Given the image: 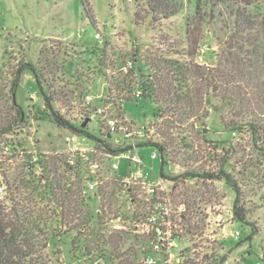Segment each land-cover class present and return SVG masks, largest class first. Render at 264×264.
I'll return each mask as SVG.
<instances>
[{
    "label": "rangeland",
    "instance_id": "rangeland-1",
    "mask_svg": "<svg viewBox=\"0 0 264 264\" xmlns=\"http://www.w3.org/2000/svg\"><path fill=\"white\" fill-rule=\"evenodd\" d=\"M177 1L183 4L179 12L161 18L148 6V0H87L94 17L92 24L83 0H0V129L11 125L7 132H0V199L9 192L4 170L21 173L27 179V172L41 177L46 155L64 154L72 173L65 175L71 180L79 177L81 194L100 210L101 225L92 228L106 238L111 233H119L122 238L117 248L93 245L88 254L83 243L71 253L66 236L56 246L60 253L52 256L54 264H143L148 257L155 258L156 264H182L184 259L205 264L207 260L201 261L205 254L226 255L224 264H264V150L250 130L225 129L219 113L213 111L203 126L194 125L198 137L187 125L191 121L183 125L189 131L187 141L192 142L200 160L184 159L192 151L180 146L172 148L178 152H173L171 161L163 166L162 183L176 220L177 237L169 249L170 263L165 261V250L152 249V236L143 222L151 212L150 196L138 180H124L129 175L131 151L117 156L104 148L108 144L119 149L126 143L123 131H112L109 120L124 121L132 129L147 127L139 154L153 180L160 172L161 157L157 147L149 143H162V127L153 116L154 103L133 96L140 88L131 80H139V68L147 72L146 60L150 63L149 58L154 56L166 61L216 62L219 41L211 31L217 32L220 25L195 26L194 21L196 3L205 0ZM135 11L139 13L138 23ZM186 19L191 30L199 29L195 45L187 41ZM196 30L192 36L197 35ZM25 63L41 71L40 87L51 99L53 109L92 137L53 122L29 69L19 75L14 91L15 103L23 109L25 120L14 121L17 106L12 102V83L17 69ZM130 67L134 77L125 76ZM128 96L131 98L126 101ZM229 143L233 153L225 170L237 185L243 221L233 217L236 194L225 179L211 182L195 177L181 182L180 178H171L192 169L216 171L221 148L227 149ZM153 151L158 154L155 159L151 158ZM113 162L117 169L112 168ZM62 171L59 168L58 172ZM116 178L119 182L115 183ZM87 179L96 184L84 191ZM176 183L175 194L189 189L187 209L179 202L180 197L169 195ZM184 213V218L191 217V223L197 226L193 228L196 234H185L186 224L181 223Z\"/></svg>",
    "mask_w": 264,
    "mask_h": 264
},
{
    "label": "trees",
    "instance_id": "trees-1",
    "mask_svg": "<svg viewBox=\"0 0 264 264\" xmlns=\"http://www.w3.org/2000/svg\"><path fill=\"white\" fill-rule=\"evenodd\" d=\"M147 3L161 18L178 13L183 6L181 1L177 0H148ZM83 4L87 17L94 24L87 0H83ZM138 15L135 11V23L139 22ZM194 21L195 26L220 25L217 28L218 33L214 29L211 31L219 41L215 63L202 64L194 60L166 61L160 56H154L149 58L150 63L146 60L149 67L147 72L139 68V80H131L140 88V97L148 98L154 103L153 116L160 120L157 126L162 127L159 134L163 141L149 143L157 147L160 153V177H165L163 166L171 161L172 153L178 152L172 149L174 147L191 149L192 152L184 159L194 162L200 160L192 142L187 141L188 130L184 129L183 125L191 121L187 125L191 130H195L194 136L198 137L199 131L194 125L203 126V121L212 111L219 113L225 129L232 132L250 130L252 138L262 143L264 150V0L198 1L194 9ZM195 30L196 28L191 30L189 20L186 19L189 45L198 42L199 29L196 30L197 35L192 36V31ZM25 69L31 70L37 85H41V71L30 63H25L17 69L16 78L12 83V102L17 106L15 122L25 120L23 109L14 100L18 77ZM129 70L125 76L134 77V69L130 67ZM40 90L54 123L67 127L74 133L92 137L90 133L72 125L55 111L49 96L41 87ZM130 98L131 96H128L126 101ZM10 127L11 125L2 127L0 132H7ZM205 131L204 129L202 133ZM203 134L201 139L206 142ZM104 148L108 153H118L125 149H114L108 144H105ZM221 151L220 165L216 171L192 169L171 178L175 181L181 179V182L195 177L211 182L225 179L236 194L233 217L243 221L244 209L238 204L237 185L231 181L230 174L225 170L233 153V145L229 143L227 149L223 147ZM46 156V165L42 167L41 177L36 178L31 172H27L24 174L29 177L27 179L22 177L21 173L10 174L7 170L3 172L9 192L0 199V264H52V256L60 253L56 246L63 242L66 236H69L71 253L78 251L83 243L88 254L92 252L93 245L98 247L108 244L117 248L122 239L119 233H111L106 238L92 228L101 225L100 210L94 208L89 199L81 194L79 177L75 175L76 179L71 180L65 175H72L66 161L67 156ZM61 167L63 174L58 172ZM114 182H119L118 178ZM177 187L176 183L169 195L180 197L179 202L183 203L186 209L189 208L186 201L189 189L175 194ZM184 215L185 213L181 215L184 221L181 223L186 224L185 234H196L193 228L197 226L191 223V217L186 220ZM254 233L252 229L251 235ZM185 250L189 251V248ZM206 260L205 264H224L226 255L205 254L201 261ZM182 264H198V261L184 259Z\"/></svg>",
    "mask_w": 264,
    "mask_h": 264
},
{
    "label": "built area",
    "instance_id": "built-area-1",
    "mask_svg": "<svg viewBox=\"0 0 264 264\" xmlns=\"http://www.w3.org/2000/svg\"><path fill=\"white\" fill-rule=\"evenodd\" d=\"M99 36L100 35L98 33L95 34L96 38H99ZM140 94V89H136L133 96L140 97ZM109 124L112 131H115L116 129L122 130L126 138L125 145L119 148L125 149L116 153L117 156L123 155L126 151H131V155L129 157V175L125 176L124 180H138L141 186L145 189L147 196H150L147 200L151 203V212L147 214L143 222H145L144 224L146 225L147 233H151L153 242L152 249L156 252L165 250V261L170 263L172 253L169 252V249L174 244L175 238L177 237L175 230L176 220L173 218L172 211L166 198L162 177H160V175H155L154 179L150 180L149 173L145 171L142 157L139 154V147L144 144L143 141L141 142V138L143 136L145 137L148 132V128L134 127L132 129L130 126L126 125V122L122 121V123H118L117 120H109ZM66 140L69 142L70 138L67 137ZM157 156L158 154L153 151L151 158L155 159ZM112 168L117 169V163L113 162ZM95 184L96 182L94 180L87 179L84 191H86V189H92ZM125 185L127 184L125 183ZM0 191H2L1 188ZM179 210L184 209L180 207ZM235 234L237 235L238 232ZM143 264H156V259L148 257Z\"/></svg>",
    "mask_w": 264,
    "mask_h": 264
},
{
    "label": "crops",
    "instance_id": "crops-1",
    "mask_svg": "<svg viewBox=\"0 0 264 264\" xmlns=\"http://www.w3.org/2000/svg\"><path fill=\"white\" fill-rule=\"evenodd\" d=\"M155 175H159V174H155Z\"/></svg>",
    "mask_w": 264,
    "mask_h": 264
}]
</instances>
